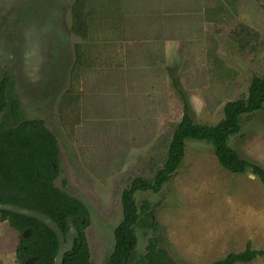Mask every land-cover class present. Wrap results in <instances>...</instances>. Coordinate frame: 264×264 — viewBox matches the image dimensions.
Returning <instances> with one entry per match:
<instances>
[{"label":"rangeland","instance_id":"1","mask_svg":"<svg viewBox=\"0 0 264 264\" xmlns=\"http://www.w3.org/2000/svg\"><path fill=\"white\" fill-rule=\"evenodd\" d=\"M75 1L0 0V81L8 75L24 119L42 120L56 137L55 186L88 208L91 262L107 264L123 191L136 178H154L181 121L174 82L194 120L214 126L264 75V0H91L97 21L79 77ZM2 121L16 125L9 109ZM230 146L264 167V110L242 117ZM135 200L155 208L157 223L156 232L136 228L140 264L151 238L177 264H213L248 243L264 250V186L225 170L211 144L188 140L161 192ZM19 236L0 215V264H19Z\"/></svg>","mask_w":264,"mask_h":264},{"label":"trees","instance_id":"2","mask_svg":"<svg viewBox=\"0 0 264 264\" xmlns=\"http://www.w3.org/2000/svg\"><path fill=\"white\" fill-rule=\"evenodd\" d=\"M91 0H76L72 5L71 31L84 43L75 46L74 71L77 77L88 66L87 52L92 30L96 25ZM10 78L0 81V204H12L49 216L67 233L68 219L73 218L79 229L72 252L64 257V264H93L85 229L89 226L88 208L78 199L69 196L55 186L60 169L56 137L42 120H26L18 99L9 95ZM182 100L183 114L176 126L167 152L166 161L153 179L136 178L121 196L123 218L114 230L115 247L107 264H140L136 260L138 226L157 231L155 208L144 202L139 208L135 195L138 192L157 194L180 168L188 140L205 142L213 146L219 164L232 174H251L264 186V167L242 158L230 146V139L241 132L244 115L264 110V75L253 77L248 97L229 102L224 107V118L216 125L197 123L190 104L178 83L174 82ZM63 102V101H62ZM66 103V101H64ZM63 103V104H64ZM9 109L16 122L7 127L2 116ZM1 221L19 233L16 258L19 264L36 257L34 264H54L59 250L56 234L41 222L9 212H0ZM29 230L30 236L24 237ZM264 257V250H254L250 243L239 253H230L213 264H250ZM143 259L147 264H177L159 247L158 240L151 238Z\"/></svg>","mask_w":264,"mask_h":264},{"label":"water","instance_id":"3","mask_svg":"<svg viewBox=\"0 0 264 264\" xmlns=\"http://www.w3.org/2000/svg\"><path fill=\"white\" fill-rule=\"evenodd\" d=\"M1 211L35 219L50 228L59 240V250L54 264H64L65 255L73 251L75 242L79 238V229L75 225L73 218L68 219V231L67 233H64L59 225L45 214L12 204H0V212ZM28 236H30L29 230L24 233V237ZM36 260V257H32L26 260L23 264H34Z\"/></svg>","mask_w":264,"mask_h":264},{"label":"crops","instance_id":"4","mask_svg":"<svg viewBox=\"0 0 264 264\" xmlns=\"http://www.w3.org/2000/svg\"><path fill=\"white\" fill-rule=\"evenodd\" d=\"M168 2H169V1H168ZM173 8H175V6H174V5H171V9H173ZM103 9H104L105 11H107L105 5H103Z\"/></svg>","mask_w":264,"mask_h":264}]
</instances>
